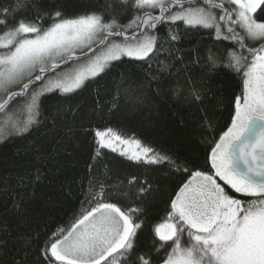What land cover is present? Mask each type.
Returning <instances> with one entry per match:
<instances>
[{"label": "snow or ice", "instance_id": "1", "mask_svg": "<svg viewBox=\"0 0 264 264\" xmlns=\"http://www.w3.org/2000/svg\"><path fill=\"white\" fill-rule=\"evenodd\" d=\"M221 73L239 95L217 133ZM164 100L200 114L202 162L93 123ZM82 138L93 162L135 144L119 155L159 175L109 183L89 164L79 215L42 233L32 224L52 200L37 190L74 183ZM0 145L13 146L0 155V264H264V0H0ZM153 193H166L165 215L145 245Z\"/></svg>", "mask_w": 264, "mask_h": 264}, {"label": "trees", "instance_id": "2", "mask_svg": "<svg viewBox=\"0 0 264 264\" xmlns=\"http://www.w3.org/2000/svg\"><path fill=\"white\" fill-rule=\"evenodd\" d=\"M74 0H69L73 5ZM164 33L161 32V36ZM198 39V38H196ZM213 91L225 97V103L219 107L210 109L214 113L215 130L222 133L227 130L230 123V113L227 100L233 93L239 95L237 81L227 73L217 75L209 85ZM91 100L89 93L84 94ZM159 110L143 108L142 110L129 112L126 108H120L103 118H96L94 125L100 129L112 127L118 131L136 136L148 148L160 151L162 148L170 153L181 156L198 154L203 159L204 145L200 142L197 121L199 113L195 106H185L182 103L171 100L160 101ZM183 120V125L181 121ZM95 144L82 138L79 149L75 152L73 163L65 169V175L74 181L63 191L59 183L55 186L41 185L37 190L40 199L51 198L52 203L45 209L38 222L32 224L33 228L47 233L56 231L61 227H67L73 222L74 217L82 210V202L85 200L84 192L88 187V165L94 163V172L97 176L109 178V183H126L129 178L136 176L139 180L147 179L155 181L159 175L155 166L137 165L126 157L113 153L109 149H100L101 155L95 162L91 159L94 155ZM13 146L0 145V155L11 156ZM63 179V177H62ZM70 193V194H69ZM158 193L149 197L146 222L140 233L142 244L150 245L154 225L162 222L164 218L165 199ZM5 197H0V204L5 202ZM83 207H88L84 204Z\"/></svg>", "mask_w": 264, "mask_h": 264}, {"label": "rangeland", "instance_id": "3", "mask_svg": "<svg viewBox=\"0 0 264 264\" xmlns=\"http://www.w3.org/2000/svg\"><path fill=\"white\" fill-rule=\"evenodd\" d=\"M108 128H111L113 130V133L117 134V135H120L122 138L126 139V140H138L140 142V145H141V148H148L147 146H145L136 136L134 135H130V134H126V133H122L120 131H118L117 129H114L112 127H107V128H103V129H108ZM101 129V130H103ZM121 147H124L126 151L128 152H133V151H138V149L136 148V145L135 144H129V145H119L117 144V152L119 154V149ZM110 150V149H109ZM127 158V157H126ZM72 223V222H71ZM70 224L67 226L69 227Z\"/></svg>", "mask_w": 264, "mask_h": 264}]
</instances>
